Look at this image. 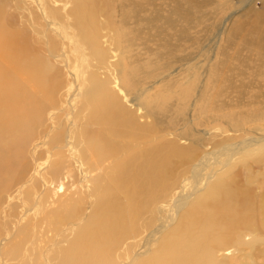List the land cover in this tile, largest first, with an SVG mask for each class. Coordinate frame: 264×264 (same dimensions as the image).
<instances>
[{
    "label": "rangeland",
    "instance_id": "1",
    "mask_svg": "<svg viewBox=\"0 0 264 264\" xmlns=\"http://www.w3.org/2000/svg\"><path fill=\"white\" fill-rule=\"evenodd\" d=\"M0 28L32 101L0 136V264H130L189 192L164 237L228 185L264 196V0H0ZM250 217L213 264H264Z\"/></svg>",
    "mask_w": 264,
    "mask_h": 264
},
{
    "label": "bare ground",
    "instance_id": "2",
    "mask_svg": "<svg viewBox=\"0 0 264 264\" xmlns=\"http://www.w3.org/2000/svg\"><path fill=\"white\" fill-rule=\"evenodd\" d=\"M10 44V41L3 35V31L0 28V136L7 134L18 125L24 124L27 116H29L31 110L30 106L32 104V101L30 104V95L25 91L26 88H24L19 81L13 80L11 77L13 67L11 69V63L7 55L10 51ZM14 48L15 46H13V50ZM21 53H24V51L20 52V54ZM17 73L20 78V68ZM69 106L73 109L71 103ZM132 136L138 138L140 134L133 130ZM10 152L16 154L20 153L21 148L17 144L3 146V156ZM7 162H9V160ZM197 176L199 181L197 180L198 183L196 185L200 186L202 177L199 174H197ZM57 190L65 192L62 183H59ZM188 195L190 196L191 192H189ZM189 196L186 199H188ZM240 196H242L243 199H240ZM186 199L185 202H180L178 204V208L175 206V208H168L170 211L168 215L171 217L169 224H164V226L161 227L158 235H156L157 237L154 236L155 239L152 238L145 241L142 246H140L139 250L134 251L130 264H213L216 259L214 248L224 247L225 243L218 242L223 237V234L229 230H237L247 219L251 218L250 215L259 207L264 208V196L256 198L253 192L239 190L238 185H228L226 188L221 189L220 194L216 196L214 202L209 204L213 210L207 208L209 210L207 212V217L202 215L199 210H195L185 219L181 228L174 236L164 237V235L169 232L167 228L171 226V223L176 220L177 215L187 206ZM243 200L250 208L243 209L241 205ZM180 204L185 205L179 208ZM255 204L259 206L253 208ZM46 207L48 208L50 206ZM159 211L161 213L162 210ZM116 216L117 214H112L104 218L107 220L111 218L114 219L112 221L110 220L111 224L107 223L109 224L110 230L115 232L119 231L122 227V221L115 218ZM126 219L130 220V217L126 215ZM73 226L74 229H76L80 227L81 224H74ZM258 230H264V225L262 228L259 227ZM259 242L261 241L257 239L256 236H252L249 243L241 242V244L245 246L257 244ZM156 244L160 246L154 247ZM85 247H87V244ZM153 248H159L154 255H152ZM95 250H97V248H95ZM1 251L0 257L2 256ZM8 251L9 250H7V252ZM230 253L231 251L226 249L223 251L221 257L226 259L230 256ZM70 261H75L76 264H88L87 262L83 263L80 261V254L70 255L69 258L67 260L65 258L64 263H62L70 264Z\"/></svg>",
    "mask_w": 264,
    "mask_h": 264
}]
</instances>
